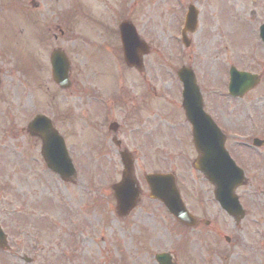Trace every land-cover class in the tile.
<instances>
[{"label": "rangeland", "instance_id": "1", "mask_svg": "<svg viewBox=\"0 0 264 264\" xmlns=\"http://www.w3.org/2000/svg\"><path fill=\"white\" fill-rule=\"evenodd\" d=\"M189 4L197 26L187 32L184 47L177 29ZM254 8L252 0H0V213L11 212L6 228L21 231L15 241L37 237L45 264H157L153 256L161 251L176 264H264L262 158L236 189L245 215L235 223L215 201L213 186L192 168L181 85L173 79L181 65L201 72L207 77L205 110L227 131L246 132L247 113L264 115V73L262 83L241 98L225 92L224 78L226 84L229 65L248 69L264 58L256 32L263 18ZM125 18L149 45L140 69L122 59L115 23ZM55 48L70 59L66 89L50 76ZM98 90L106 92L99 108L109 106L108 117L93 98ZM35 113L55 120L76 167L73 181L46 167L40 141L26 130ZM113 120L141 190L126 217L117 215L111 189L122 169L106 127ZM230 146L240 158L242 152ZM147 172L174 173L197 225L179 226L148 197Z\"/></svg>", "mask_w": 264, "mask_h": 264}, {"label": "water", "instance_id": "2", "mask_svg": "<svg viewBox=\"0 0 264 264\" xmlns=\"http://www.w3.org/2000/svg\"><path fill=\"white\" fill-rule=\"evenodd\" d=\"M193 20L196 13L194 12ZM195 21L192 24L189 21V29H192ZM264 29V27H263ZM134 27L125 23L121 26V41L123 44L124 57L129 65H139V57L142 51H146L145 47L140 46V42L135 34ZM261 37L264 40V31L261 32ZM138 62V63H137ZM52 76L54 80L65 87L69 84L67 71L69 62L66 56L56 50L51 54ZM231 79L229 89L233 95H242L249 89L257 79L250 77L248 73L230 70ZM185 97L183 106L185 114L189 121L197 125L203 113L201 110V102L199 99L192 102L193 94L190 81L187 77H182ZM255 80V81H254ZM196 131L199 130L195 126ZM28 130L31 134L37 135L42 140L41 154L47 166L58 173L63 179H71L75 175L71 159L69 158L63 138L52 127L49 118L43 114L36 115L28 125ZM203 141L207 143L215 142V132H205L202 135ZM204 144V143H203ZM200 148L201 158L196 167L200 169L207 179L214 185V196L221 208L229 215L234 217L236 221L243 216V210L240 207L237 196L234 194V189L243 181L242 171L234 165L228 158L226 153L219 157V160L210 158V155H205V151ZM212 154V152H211ZM121 160L124 166L122 181L113 186L115 196L118 200V211L121 215L128 213L133 207L138 197V188L136 183L130 176L131 160L127 155H121ZM146 181L150 188V195L154 198L162 200L169 211L173 213L181 222L192 225L194 218L187 212L183 201L174 185V179L170 174H149L146 175ZM156 259L160 264H173L169 262V257L164 254H158Z\"/></svg>", "mask_w": 264, "mask_h": 264}, {"label": "flooded vegetation", "instance_id": "3", "mask_svg": "<svg viewBox=\"0 0 264 264\" xmlns=\"http://www.w3.org/2000/svg\"><path fill=\"white\" fill-rule=\"evenodd\" d=\"M254 2V9L252 13L256 14L259 18L262 17L264 20V9H261V7H264V4H258L257 1ZM262 10V11H261ZM261 23L257 24L259 27ZM254 66V65H253ZM249 68V70L255 74H257L259 81L256 84V86L260 83H262L263 73L264 69V58H259L257 61V65ZM205 94V93H204ZM264 118V115H261L259 118L256 116H245L244 120L248 121V124L251 125V127L243 128L244 131H250L254 133V136L249 139L248 141H252L253 138H260L261 140H258L259 143H264V138L259 136H264V129L263 132L260 131L261 128L264 127V120L261 122V120ZM212 119L215 121V123L222 128V131L225 133V143L227 139L229 140V135L226 133V128L223 126L222 122L216 119L214 116ZM252 122L254 124H252ZM245 123H242L241 126L243 127ZM236 132L239 134H246L242 131V128H236ZM261 132V133H260ZM238 140V146L241 148H244V146L248 143L245 142V140ZM228 145V144H226ZM236 145V146H237ZM264 153V144L260 147H254L253 145H250V147L247 148L246 151H244V155H240L239 159H235L236 162L242 166L245 170H248L252 173V165L256 162V160L259 158L260 154ZM245 156V157H244ZM243 160H252L251 163L245 162L242 163ZM11 212L6 211L4 214L0 213V229L3 230L6 233L7 241H10L11 243H0V264H38L39 262H43L45 264L46 257L41 256V252L44 251V246L39 247L42 243H17L15 241L14 235L18 232L15 231L14 225H12L13 230L9 231L8 228H6V222L12 220L10 217ZM16 242V243H13ZM45 244V243H43ZM25 248V249H24ZM27 251V252H25ZM25 254H28L29 256H26ZM29 257V259H27ZM41 258V260H38V258Z\"/></svg>", "mask_w": 264, "mask_h": 264}]
</instances>
